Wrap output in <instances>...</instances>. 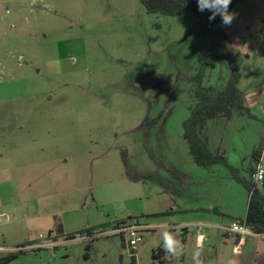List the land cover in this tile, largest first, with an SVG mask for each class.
Listing matches in <instances>:
<instances>
[{
	"label": "rangeland",
	"instance_id": "obj_1",
	"mask_svg": "<svg viewBox=\"0 0 264 264\" xmlns=\"http://www.w3.org/2000/svg\"><path fill=\"white\" fill-rule=\"evenodd\" d=\"M232 12L245 111L200 135L248 181L262 142L264 165V0ZM208 29L139 0H0V241L23 248L8 264H264V239L234 253L206 223L244 219L248 192L225 165L195 164L183 138ZM229 77L215 64L202 85ZM133 219L145 228L130 254L117 224ZM169 231L175 252L154 260Z\"/></svg>",
	"mask_w": 264,
	"mask_h": 264
},
{
	"label": "trees",
	"instance_id": "obj_2",
	"mask_svg": "<svg viewBox=\"0 0 264 264\" xmlns=\"http://www.w3.org/2000/svg\"><path fill=\"white\" fill-rule=\"evenodd\" d=\"M148 14H162L171 17H177L186 11L194 12L200 20L209 22V49L206 58L202 62L198 73L193 78L195 83L194 97L196 104L190 108L189 117L183 122V138L188 144L189 154L193 162L200 167L208 168L215 164H223L230 171L234 180L240 183L248 192V204L244 217L247 227L256 234L264 236V195L260 193L258 187L253 185L251 174L253 167L250 169V180H244L238 175V170L231 167L226 157L218 153H212L207 142L200 135L203 124L208 120L219 117L230 119L233 110L238 114H243L245 107L241 93L238 90V84L241 78L236 57L228 45V35L224 31L219 16L213 21H209L211 14L205 10H198L197 0H139ZM240 0H232L229 11H233ZM215 64L225 65L230 71V77L220 91L212 92L210 88L202 85L205 72ZM263 152V142L258 148L252 151L251 157L254 163L260 161ZM123 222H119L117 225ZM56 232L62 234L61 224L57 222ZM170 233V231L168 232ZM89 249V246H87ZM159 249L152 252V258L159 260ZM17 257L11 254L0 260V264H8Z\"/></svg>",
	"mask_w": 264,
	"mask_h": 264
},
{
	"label": "built area",
	"instance_id": "obj_3",
	"mask_svg": "<svg viewBox=\"0 0 264 264\" xmlns=\"http://www.w3.org/2000/svg\"><path fill=\"white\" fill-rule=\"evenodd\" d=\"M19 61H21V57L19 58ZM262 156L259 162H257L253 167V172L251 174V180L253 182V185L255 187H258V185L263 186L264 185V179H259L257 177V173H259L260 177H264V171H260V166L262 164ZM6 220H8V217L6 216ZM0 221H2L0 219ZM121 226H118L119 232L124 235V238H126L127 243V249L130 252V254H134L137 246L142 243V236L141 231L144 230L145 226H142L139 224V222L136 219L130 220L127 223H121L119 224ZM198 229V228H197ZM222 234L226 237H233L238 240V243L234 246L233 252L238 253V250L240 249V246L248 239V238H260L264 239L263 235L256 234L253 231H251L247 225L245 224L243 219H234L229 224L223 225L219 227ZM23 250L22 247L17 248H10L2 241H0V260L6 256H9L11 254H14V252H21Z\"/></svg>",
	"mask_w": 264,
	"mask_h": 264
},
{
	"label": "clouds",
	"instance_id": "obj_4",
	"mask_svg": "<svg viewBox=\"0 0 264 264\" xmlns=\"http://www.w3.org/2000/svg\"><path fill=\"white\" fill-rule=\"evenodd\" d=\"M232 3V0H197L198 10L204 12L205 10L209 11V21L215 20L217 16L221 19V24L224 27L231 26L232 22L236 18V13L229 11V7ZM260 171H264V165L260 166ZM259 179H264L260 177L257 173ZM164 248L166 252H175V247L173 246V237L170 233L165 232L163 234Z\"/></svg>",
	"mask_w": 264,
	"mask_h": 264
},
{
	"label": "crops",
	"instance_id": "obj_5",
	"mask_svg": "<svg viewBox=\"0 0 264 264\" xmlns=\"http://www.w3.org/2000/svg\"><path fill=\"white\" fill-rule=\"evenodd\" d=\"M262 159H263V153H262ZM211 222H206L208 223L210 226L211 225H217L216 227L215 226H212L211 228H216L218 230L219 227L223 226V224H219L218 222H215V220H210ZM188 231H184V234L187 233ZM158 256H159V259L161 260V262H163V260H165V257H170V252H167L165 253L163 249H159V253H158Z\"/></svg>",
	"mask_w": 264,
	"mask_h": 264
}]
</instances>
